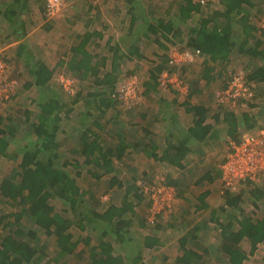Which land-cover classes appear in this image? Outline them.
Instances as JSON below:
<instances>
[{"label":"rangeland","instance_id":"374dc122","mask_svg":"<svg viewBox=\"0 0 264 264\" xmlns=\"http://www.w3.org/2000/svg\"><path fill=\"white\" fill-rule=\"evenodd\" d=\"M100 1L103 2L102 5H105L109 0ZM183 1L184 0L141 1L140 7L142 8V11L139 10L141 16L139 23L136 25V32H133L129 37L122 33V48H120L121 50L117 52L119 59H115L114 52L109 50L110 47H113L116 51L118 50L114 44L117 42V40H108L110 35L109 31H104L105 26L100 28L103 37L101 39H98V37L92 39V45L90 46L89 51L94 53V50L97 48L98 51L102 52L108 58L106 60L108 67L107 69L105 68V71H111L113 69L112 67H115L117 87L115 93L112 96L116 102H114L111 107L101 106V98H96L95 95L89 96L91 95L90 93L97 94L101 92L100 87L93 88L95 85H93L92 81H78L77 79L64 74L62 70H59L54 75L55 77L52 81L53 85H57V87L61 88V84H59L57 81L61 80V77H63L64 86L68 87L64 88L67 92L65 90L63 91L62 88L61 90L63 94L59 92V94L62 95L63 102L66 104V109L61 114L63 121L60 124V141H58L59 144L63 141L66 143L61 144L58 148V151L54 152L52 155H60V157L57 159L54 155V160L57 162V165L59 167H64L65 171L70 175V177L77 181V184L81 189V193L77 197L79 203L82 204V209L79 210V212H81V216L79 217L75 213L71 212L69 206L70 204L68 203L60 200H52L51 204L55 207L56 212L62 214L67 219L75 221L77 220L78 222L83 216L82 213H84L88 215L90 220H94V222H84L83 227H85V229H82V226H78L76 224L68 231V233L71 234L73 238L72 242H77L79 240V244H81L72 255L64 257L61 260L62 262L67 264H93L91 252L93 248L99 245V228L100 231H102L103 227H109L103 224L104 221L97 218L94 214L99 212L104 213L107 206L111 204L121 205L126 192V188L117 186H114L112 190H108L109 183H107V181L109 178L107 177L103 178L100 183L98 180H96V178L93 176V173L98 174L101 171L100 168L97 169L94 165L87 164L84 161V158L80 155L82 147V134L87 129H90L100 135L101 142H106L104 144L105 147L113 145V147L115 146L114 149H116L118 141H120L122 136L121 134L115 136L112 134L117 132L119 127L122 131V122L126 123L127 126L132 125L134 123L133 117L135 115L137 116L140 110L144 112L151 108L153 111H158L156 109L158 107L157 102L160 100L159 98H161L162 95H169L168 93L173 94L174 90L177 89L175 88L176 86L172 87L171 85L169 87H163L161 85L162 77L159 78L157 90H154L157 91V93H155L153 90H150L146 86L147 83L154 85L153 81H150L151 73H153V70L151 69L155 67V64H152L153 61L162 62L164 60L162 58L164 57V54L167 55L169 60L170 56L178 54L179 52H182L188 48L189 39L192 37L191 29L196 27L201 22L202 18H213L215 22H219L220 19H223L219 16V13H223V7L221 6L220 0H212L202 9V14H194L192 18L185 21L179 15L180 5L183 3ZM117 2H119V0ZM124 2L125 1L122 0V21L127 18L126 12L123 10ZM252 3L254 4L255 8L253 7L250 10L249 25L255 27L254 34H256L257 37L264 39V0H252ZM63 9L64 8H62V10ZM138 9L139 8L137 6L136 11H138ZM234 15L235 19L233 21V30H238L240 33L241 15ZM108 16L110 18L114 17L112 15ZM163 19H169V21H173L175 28L179 30L181 36L179 35L172 39L170 38L171 42L162 39V43H166V51L160 50V46L154 42L155 36H153L152 40L146 42L143 40L141 43L143 55L140 54V57L138 55H133L130 57L128 54L130 52L128 50L129 46H127L128 42L130 40H134L135 38L144 36L146 33H148V31H150L151 25L157 23L158 20ZM4 20H6V18ZM28 21L29 25H25V29L30 31V33L27 34H30L33 39L27 43L28 47L31 49L32 53H34V56L39 58V60L43 61L45 59L44 61L50 64V66H55L57 60L54 50L56 49L60 31L58 30L59 33L57 35L56 31L53 33L48 31V34L42 32L44 28L39 27L35 12L33 11L29 16ZM0 23L2 24V20H0ZM14 25L18 26V28L20 27L19 29H21L22 26H24L23 19L18 20ZM14 25L8 24L7 27H14ZM50 26L52 29L55 28L54 24ZM211 26H213V24H211ZM0 34L6 37L8 36L9 32L7 28L1 27ZM16 36L17 33H12V37L15 39L14 41L18 42L19 39H16ZM44 36H46L45 40ZM0 38V50H2V48H7L9 44L13 42L11 41L12 38L10 40H2L1 36ZM44 41L47 42V45ZM253 41L254 39H251L249 45L245 44L244 46H246V48L252 47ZM243 42H245V39L238 42V48L236 47V49L233 51L229 61L224 62L222 66L220 64L216 66L215 75H218L219 77L212 83L211 86H206L205 82L199 77L200 72L202 74V70L204 69V65H201L200 63L192 66L185 65L181 69L168 64L165 71H169L171 76L177 79H182L181 77L183 76L181 74H183L187 79L188 77L186 73H181V71L182 69L185 70V68H188L186 72L190 75L192 82L195 83L198 88H202L207 93L215 91L216 89L217 92L227 84L229 78H231V75L242 72L248 77L251 71H253V68H255L257 65H260L259 60L255 59L251 55L241 52ZM123 45L127 46V48L125 47L126 49H123ZM44 46H48L50 49L41 55L39 50L41 51V48H44ZM157 52L159 55H162L160 56L161 58L155 56V53ZM3 53L5 55L4 57H6L9 62H11L10 59L12 58V62L10 63L11 65L7 63L12 69L11 76L9 75L8 79L14 82L16 86L13 96L10 98L11 100L0 103V117L5 119V123L11 121V126L16 127L14 130L17 131L16 136L12 140L11 146L9 148V153L13 154L15 152L20 153V151L24 150L25 147H31L36 141L34 138L35 136H33L34 132L32 126L36 122L39 109L37 108L36 104H34V101L32 102V100H35L37 97H39V92H36L35 88L26 90L23 89L28 83L27 81L31 79L29 70L27 69L28 71H25V66L28 67L27 64L16 60L15 52L13 55H11V53H7L6 51ZM33 61L36 62L37 59H33ZM66 78H70L72 81ZM133 80H135L137 85L136 95L135 97H132L135 99L128 100L125 99L126 97L121 95L122 88L126 83H129ZM183 82H188L187 84H184L187 86L190 83L188 79L187 81L185 80ZM213 84L216 86L215 89L212 87ZM255 86L257 98L255 101L250 102V104L253 105L251 108L249 107L250 104H245L241 107H232L242 108L244 109V112H248V114L251 113L253 115L252 121L249 122V124H251L253 127L249 129L248 125L245 123L240 125L235 137L236 139L230 135H223L217 139L209 140L205 144H194V151L191 153L190 160L185 162V165L183 164V168H175L169 164H162V167L159 166L157 170L154 169L155 174L152 176H150V168H143L141 165L137 167L136 164H133L135 162H126L123 160L121 163L118 161L115 163V166L121 172L119 173V178L121 181L122 175L123 181H126L127 179H131L133 175L139 178L144 176L142 173L145 171L150 176L144 177V179H146L147 183L149 184L148 187L162 184L171 185L170 183L175 182V185L178 188L177 191H179V193L182 195L181 198L184 199L185 195L187 194L189 197L188 202H191L188 203L179 199L181 202L178 201L169 214L154 219L153 222H150L152 219L150 213H146L143 207L139 208L140 210L137 209L138 212H136L137 215L134 218L127 215L129 218H126V220H130L132 222H130L131 226L129 225L122 230V237H119L118 234H113L114 239H111L116 253L124 258V264H133V259L137 256V254L140 253L141 250H143V255H145L144 259H146V261L152 258L154 264H176L175 257L179 254H182V249L178 247L177 241L178 238L183 236V234L187 238V247L196 251V253L203 257L200 262L193 264H228L226 257L221 252L222 247L219 244L218 238L220 229L217 223L211 220V210L215 211L214 209L218 210L222 207L223 209L225 208V198L223 196V191L226 190L225 187L227 186H225V183H221L223 175H221L219 172L223 163V161H221L222 156L225 158L228 154L230 148L229 145L233 142H237L236 144H238V142H241L242 137H245L246 135L264 132V84L258 85L259 88L257 85ZM21 89H23L22 92L20 91ZM79 93H81V97L78 99L77 95ZM46 94H48V91ZM96 96L98 97L99 95ZM180 97L184 98L185 96L180 95ZM195 98L198 99L200 96L197 94ZM200 99L204 101L210 100L208 97H206V100L202 98ZM75 100L77 103H75ZM228 107H231V105ZM215 108L219 111L218 107ZM68 109H72V111L67 116L66 110ZM233 110L236 112L239 111L238 109ZM26 112L31 113L29 119L27 118ZM218 124L219 123H217V125ZM124 131H126V129ZM21 161L22 156H19V158L14 161L0 157V184L4 178L7 168L9 166L17 167ZM65 162H68L69 165H64ZM130 168L136 169V172L132 171ZM209 171L211 173L209 176L212 177L213 181H209V179L200 181V179L205 177V174H207ZM140 174L142 175L140 176ZM220 175L222 177H220ZM256 183H261L262 186H264V177L262 179H258ZM256 183H245L243 184V187L252 188L251 186H256ZM239 189H235L233 193H237ZM206 191L210 193L209 198L211 201H209V204L207 203L210 205V208L198 211L196 208L202 205L199 201V197ZM140 194L144 196L146 201L152 204L151 198L148 195H145L142 189ZM4 202L5 200L1 198L0 214L4 211H12V209H10L9 206ZM241 209L245 211V215H248L254 219L264 218V202L262 201L255 205L250 199L246 197L241 203ZM216 217L225 219L226 216L218 210ZM203 223H206V227L202 226ZM167 224H171L174 227L167 226ZM194 224H198L196 225L197 227H193L192 225ZM23 225L26 231H39L35 237L36 239L30 240L35 248L41 249L42 246H48L49 250L54 252L55 239L46 237L44 232L36 230V228L32 226L29 216H25L23 218ZM158 225L161 230L158 229ZM111 228L109 227V229H107L109 233L110 230H113V227ZM145 236H152L162 239L165 246L160 248L157 247L154 250L144 249L142 246L143 238ZM89 237L91 240L89 241L88 246V244H84V241H86ZM194 237H197L198 240L196 239L193 242ZM205 249L206 251H204ZM243 249L247 253L246 264H264V242L258 246V250L255 254H251L250 248L247 246H243ZM166 256L170 257L169 260L164 259Z\"/></svg>","mask_w":264,"mask_h":264},{"label":"trees","instance_id":"16d2710c","mask_svg":"<svg viewBox=\"0 0 264 264\" xmlns=\"http://www.w3.org/2000/svg\"><path fill=\"white\" fill-rule=\"evenodd\" d=\"M220 2L223 7V13H219V16L223 19L215 22L213 18H202L201 22L191 29L192 37L189 39L188 47L200 49L202 54L208 58L203 75L207 82L211 83V81L217 80L219 76L215 75V64H223L231 58L235 50L233 37L235 33L233 30L234 14L241 15L240 35L245 38V42L242 43L241 52L251 55L263 63L261 66L257 65L253 68V71L247 77L249 83L253 85L255 101L257 98L255 85L258 87V85L264 84V40L254 37L252 33L255 31V28L249 25L250 10L254 7V4L251 0H220ZM203 8L204 6L196 3L194 0H184L180 5L179 15L186 21L192 18L194 14H202ZM15 12L13 13L16 14ZM150 31L154 34L157 33L156 35L158 36H156V39L154 38V42L164 51L167 50V46L162 43V39L171 42L172 38L181 36L179 30L175 28L173 21H169V19L158 20L157 23L151 26ZM147 37L148 35L142 36L140 38L141 40H137L133 44L132 49L128 53L130 57L133 55L141 56L137 47ZM90 38L91 36L88 35V37L82 39L78 46L72 47L61 42L54 51L57 60L55 66H50L40 60L36 62V68L34 67L32 70V76L35 78L34 82L27 83L23 88L24 90L35 88L36 92H39V97L32 100L39 109L36 122L32 126L33 136H35L34 138L36 140L34 145H32L33 147H25L20 153L15 152L10 154L9 148L12 140L16 136L17 131H14L16 127L11 126V121L5 123V119L0 117V157L14 161L19 156H22V161L17 167L9 166L7 168L0 184V199L5 200L4 203L12 209L11 212L4 211L0 214V264H60L62 262L61 260L64 257L72 255L79 245V241L72 242V236L68 233L71 227L77 224L84 229V222H94V220H90L88 215L84 213H82L83 216L78 222L77 220L67 219L62 214L56 212L55 207L51 204L52 200L63 201L70 204L71 212L79 217L81 216L79 210L82 209V204L77 199L81 193V189L77 181L70 177L64 167L57 165L54 159L55 156L57 159L60 155H52L58 151L61 144L66 143L63 141L59 144L60 124L63 121L61 114L66 109V104L63 102L62 95L59 92L63 94L62 90L64 91L65 89L60 80L57 82L61 84L62 90L57 85H53L54 75L59 70H62L66 75L70 74L78 81H92L93 85H95L93 88L100 87L101 92L97 94L90 93L91 95L89 96L95 95L96 98H101V106L104 107H111L116 102L112 96L117 87L115 67H112L113 69L111 71H105L104 68H106V60L108 58L98 51L97 48H94V53L87 49L91 40ZM251 39H254L252 47L246 48L244 45H249ZM120 50V48L117 51L114 48L111 49L114 52L115 59H119L117 52ZM68 53H70L69 57L65 60ZM162 58L164 59L163 62L156 66L150 76V81H153L154 85L146 84L150 90L158 87L159 78L167 69V55L164 54ZM181 73H184V69H182ZM181 75L183 76V74ZM181 78L182 81L186 80L183 77ZM54 87L58 90V94ZM23 89L20 91L22 92ZM47 91L48 94H46ZM96 95L99 96L97 97ZM187 95L188 93L183 94V96ZM190 96L191 94L188 95V97ZM80 97L81 93L77 95L78 99ZM75 103H77L76 100ZM249 107L251 108L252 105L250 104ZM220 108L221 110L218 113L212 114L203 105L188 104L187 112L194 116V121L193 126L188 131L187 140L191 139L195 141L194 144H202L209 137L213 136L214 124L222 122L220 121L222 119L228 127V134L234 139H236L235 137L239 126L243 123L248 125L249 129L253 127L249 124L252 118H250L247 112L238 116L233 113L234 111L231 110L232 107L220 106ZM71 111L72 109L66 110L67 116ZM26 114L29 119L31 113L26 112ZM208 118L214 120L213 125L207 122ZM81 139L82 147L80 155L87 164H92L102 171L98 174L93 173L96 180L100 183L103 178H109V180L107 179V183H109L108 190H112L114 186L126 188L121 207L112 205L103 214L95 213L94 215L104 221L103 224L110 228L113 227L114 230L121 224L122 226H127L130 223L124 217H126V214L130 215V217L137 215L134 210L135 204L142 202V197L144 196L138 191L132 193L134 185H125L123 175L122 181L119 178V173L121 172L115 166V163L117 161L121 163L126 156L128 145H126L125 139H120V143L116 149H104L101 145L100 135L90 129H87L82 134ZM193 149L191 146L190 151L192 152ZM175 150L176 153L173 155L171 151H166L161 160H167L171 164L182 167V160L189 152V148L186 147L185 143H180ZM64 165H69V163L65 162ZM209 175H211L210 171L200 181L206 179L213 181ZM132 177L135 178L134 175ZM220 177L222 176L220 175ZM144 181L142 180L139 186ZM256 182H238L236 183V187L234 186L223 191L225 208L223 209L222 207L218 210L225 214V219L216 217L217 209L213 211L212 220L217 223L220 229L218 238L219 244L222 247L221 252L226 257L228 264H246L247 253L244 251L243 246L249 247L250 253L255 254L258 246L264 242V218L254 219L245 215V211L241 209V203L246 197L255 205L258 202H264V186ZM245 183H256L257 185L251 186L252 188H245L243 187ZM235 189H239V191L233 193ZM209 196L210 193L208 191L200 195L199 201L202 204L199 207L200 210L209 208L207 204ZM25 216L30 217V222L36 230H40L47 237H53L55 239L56 245L54 252L49 250L48 246H42L39 249L32 245L30 240L35 239L39 231H26L23 225V218ZM117 220L118 222L115 223ZM115 232L119 237H122L118 230ZM102 239L103 237L99 245L92 249L91 258L93 264H124V258L116 253L112 243ZM157 241L152 236H146V247L154 248L158 245ZM186 241L187 238L184 237L182 239L184 253L181 257L176 258V264L200 262L203 259L201 255L192 249H185ZM88 243L89 240L86 244ZM141 259L142 257L139 254L138 257L133 259V264H145ZM62 264L67 263L63 262Z\"/></svg>","mask_w":264,"mask_h":264},{"label":"crops","instance_id":"0c3cea01","mask_svg":"<svg viewBox=\"0 0 264 264\" xmlns=\"http://www.w3.org/2000/svg\"><path fill=\"white\" fill-rule=\"evenodd\" d=\"M117 1L118 0H109V1H107V3L105 5H102L103 2L97 1V0H62V4H63L64 9L60 13L54 15L53 17H48V15H47L48 0H0V6H1V8H0V20H2V24L0 23V28L1 27L7 28L8 32H9L8 36H6V37L3 36L2 34H0V36L2 37V40H4V39L10 40L12 38L11 41H13L12 43L9 44V46L7 48H2V50H0V57L2 59L4 58L3 60L6 61V63H8L9 65H11L10 63L12 62V58L10 59L11 62H9L6 59V57H4L5 55L3 52L6 51L7 53H11V55H13L15 52V59L26 63L28 66V67L25 66V71L27 72L29 70L31 79H29V81H27V82L28 83L34 82L35 78H33V76H32V70L35 67L36 62L39 60V58L37 56H34V53H32L31 49L27 45V43L33 39H32V36L30 34H27V33H30V31L28 29H25V25H29L28 19H29V16L32 14V11L35 12L36 20L39 23V27L44 28L42 32H44L45 34H48V31H50L52 33L56 31V35H57L60 31V35L58 38L56 49L61 42H64L69 47L78 46L81 43L83 38L85 39L86 37H88V35H90L91 40H90L89 46L87 47V49L90 50V46L92 45V39H95L97 37H98V39H101L103 37L102 31L100 30V28L102 26H105L104 31L105 30H107V32L109 31L110 36H109L108 40L109 41L110 40L111 41L117 40L116 43H114V42L113 43L116 45L117 48H122V33L125 34L127 37H129V36H131V34L133 32H136V25L139 23L140 16H141L139 13V10L142 11V8L140 6H141V1H143V0H124L125 2L123 5L124 6L123 10H125L127 18L124 19L123 21H122V0H119V2H117ZM251 2H252V0H251ZM137 6L139 8L138 11H136ZM11 10H12V12H11ZM13 12H15L16 14H14ZM7 15H9V16H7ZM108 15H110V16L112 15L114 17L110 18ZM5 18L7 21L4 20ZM21 19H23V25H24L21 28L22 30L19 29L20 27L18 28V26L14 25L18 20H21ZM8 24H12V25H14V27L13 26L7 27ZM52 24L55 25V28H53V29L50 26ZM108 25H109V27H108ZM151 26H153V25H151ZM114 31H116V32H114ZM25 32H26V34H25ZM234 32H235L233 35L234 43H235L234 49H236V47L238 48V42H240V40H244L245 38L240 35L238 30H235ZM12 33H17L16 39H19L18 42L14 41L15 39H13ZM156 34L157 33L154 34L151 31H148V33H146L144 35V36L148 35V37L143 39V40L145 42L152 40L153 36H155V39H156L157 38L156 36H158ZM10 35H11V37H10ZM252 35H254V37H256L257 39H260L259 37L256 36V34H254V32L252 33ZM140 38H135L134 40H130L128 42L127 46H129L128 47L129 51L132 49L133 44L138 39L141 40ZM45 39H46V36H44V40ZM261 39L264 40L263 38H261ZM44 42L47 45V42L46 41H44ZM164 44L166 45V43H164ZM124 45H123V49H126L127 46H124ZM137 46H138V44H137ZM8 48H9V50H8ZM137 48L139 49L140 54L143 55V53H142L143 49L141 47V44H139V47H137ZM49 49H50V47L44 46V48H41V51L39 50V53H41V55H42L43 53H46L47 50H49ZM111 49H113V47H110L109 50H111ZM160 50H162V49H160ZM237 50H239V49H237ZM2 53H3V55H2ZM69 54L70 53H68V56L65 57V60H67V58L69 57ZM155 56L161 58L160 56H162V55H159V53L157 52V53H155ZM33 59H37V61L34 62ZM40 61H42V60H40ZM44 62L46 63V61H44ZM162 62L153 61L152 64H155V67L151 70H154L156 68V66ZM207 62H208V58L205 55H203L202 57H200L195 62V64L197 65V63L198 64L200 63L201 65H204V67H205V64ZM46 64H48V63H46ZM195 64H190V66L195 65ZM219 64L220 63L215 64V68ZM259 64L261 66L263 63H261V61H259ZM48 65H50V64H48ZM220 65L222 66V64H220ZM107 67H108V64L106 62V68ZM187 69L188 68H185L184 72L186 73V75L188 77L187 79L190 82L188 84V95L191 94V96H193L192 98H191V96L188 97V95L185 96L184 98H181L180 95H183V94H181V91L179 89H175L173 94L168 93L169 95H167V96L162 95V97L159 98L160 100H159V102H157L158 107L156 109L158 111H153L151 108L147 109L144 112L142 110H140L139 114L137 116L135 115L133 117L134 123L132 125L127 126L126 123L122 122V131L119 127L117 132L112 134L113 136L121 134L122 138L125 139V141H126L125 142L126 145H128V149L126 151V156L124 157L123 160H125L126 162L127 161L135 162L133 164H136L137 167H139V165H141V166H143V168H150V171H151L150 176L155 174L154 169L157 170V168L159 166L162 167L164 164H169L175 168H183V164L185 165V162H188L190 160L191 153L194 151V149H193V151L191 152L190 147L192 146V148H194L193 144L195 143V141H192L191 139L187 140L188 131L193 126V121H194V116L187 112V105L188 104L203 105V106L207 107L210 110V112H212V114L218 113L221 110V108H220L221 105L219 106L217 104L218 102L216 99V95L220 89L217 92H216V90H217L216 89L215 91L207 93L202 88H198L197 85L192 82L190 75L186 72ZM204 70L205 69L202 70L203 74H201V72H200L199 77H200V79H202L205 82L206 86H211L215 80L211 81V83H208L206 81V79L203 77ZM11 73H12V69H11V66H9L8 76L9 75L11 76ZM67 75L69 77H72V75H70V74H67ZM183 77L186 79V77L184 75H183ZM187 79H186V81H187ZM212 87H214L213 89L216 88V86H214V84ZM156 90H157V88H156ZM154 92L157 93V91H154ZM197 94L202 99L206 100V97H208L210 100L204 101V100H201L200 98L197 99V98H195V96ZM180 98L183 100H181ZM215 107H218L219 111ZM233 109H238L239 111L236 112ZM215 110H217V111L214 112ZM231 110L234 111L233 113L238 115V116H241V115L246 113V112H244V109H242V108H232ZM249 116H250V118H252L253 115L251 113H249ZM220 121H222V122H220L218 125L214 124L213 136L209 137L202 144L207 143L209 140L217 139L220 136L229 135L227 125L224 124L223 119ZM207 122L209 124L213 125L212 123H214V120H210V118H208ZM220 125H222V126H220ZM125 129H126V131H124ZM222 140H223V138H222ZM105 143L106 142H101V145L103 146L104 149H114L115 148V146L113 147V145L105 147L104 146ZM119 143H120V141H118V144ZM180 143H185L186 147L189 148V150H188L189 152L186 154V156L182 160V167H180L178 165L171 164V162H168L167 160H164V161L161 160V158L164 157V153L166 151L168 152V150L171 151L172 155L175 154L176 153L175 148H177V146H179ZM224 159H225L224 156H222L221 161H224ZM130 169L132 171L136 172V169H132V168H130ZM220 173L222 175L221 169H220ZM142 174L144 176H142L140 178L139 177H135V178L132 177L129 180L127 179L126 181H123L125 183V185H128V184L134 185V188L132 189V193H136L137 191L140 192L141 186L139 188V183H141L142 180H146V179H144V177L149 176V174L145 171ZM142 174H140V176ZM222 181H223V179H221V183H222ZM170 184L172 186L176 187L175 182L170 183ZM177 190H178V188H177ZM181 196L182 195L178 191V201L181 202V200H182L184 202H188L189 197L187 194L185 195L184 199L181 198ZM131 197H133V196H131ZM142 198H143L142 202H140V203L138 202V204H135L134 210L136 212H138V210H140L139 208L143 207V209H145V212L148 213L150 208H151V203L146 201V199L144 197H142ZM179 199H181V200H179ZM207 200H208L207 203L209 204L210 203L209 201H211V199L208 197ZM188 203H191V202H188ZM112 205L117 206V207H121L122 203H121V205L111 204V205L107 206L105 211ZM209 208H210V205H209ZM196 209H198V211H200L199 207H197ZM205 209L206 208H204L203 210H205ZM211 211H212L211 215L213 216V210H211ZM98 214H103V213L99 212ZM127 215L128 214H126V217H124V219L130 217V215H129V217H127ZM211 220H212V218H211ZM117 222H118V220L115 223H117ZM127 222L130 223L131 221H127ZM205 224L203 223L202 226L206 227ZM129 225L130 224H128L127 226H129ZM196 225H198V224H194L192 226L197 227ZM127 226H122V224H121L115 230L113 229L114 231L110 230V233L107 230V229H109V227H103L102 231H100V228H99V236H100L99 240H98L99 243H100L101 238L103 237L102 240H105L107 242H111L113 244L111 239H114L113 234H116L115 231L118 230L121 233L122 230ZM167 226L171 227L173 225L167 224ZM71 228H73V227H71ZM84 229H85V227H84ZM158 229L161 230L159 225H158ZM45 236L47 237L46 234H45ZM184 237H186V236L183 234L182 237L178 238V241H177L178 247L182 249V254H179L178 256H176L175 259L181 257L184 253V251H183L184 248L182 245V239ZM51 238H53V237H51ZM152 238L154 240H158L157 241L158 245L155 246L154 248H147L146 247V236H145L143 238L142 248L147 249V250H154L157 247L160 248V247L165 246V244H163L164 242L162 241V239H159L156 237H152ZM196 239H197V237H194L193 242ZM88 240L89 241L91 240L90 237L86 241H84V244ZM72 241H73V238H72ZM80 244L78 245V247H80ZM55 245H56V242H55ZM88 246H89V243H88ZM185 249H189L187 247V241H186ZM139 254L142 257L141 261L143 263L154 264L152 261V258H150L148 261H146V259H144L145 255H143V250H141ZM139 254H137L136 257H138ZM169 258L170 257H168V256L164 257L165 260H169ZM61 263H63V262H61Z\"/></svg>","mask_w":264,"mask_h":264},{"label":"built area","instance_id":"2783aa9c","mask_svg":"<svg viewBox=\"0 0 264 264\" xmlns=\"http://www.w3.org/2000/svg\"><path fill=\"white\" fill-rule=\"evenodd\" d=\"M100 1V0H97ZM202 6H207L212 0H194ZM63 8L62 0H48L47 15L53 17L61 12ZM200 49L188 47L184 51L169 57L168 64L170 66L183 68L185 65L195 64L202 57ZM177 68V69H178ZM9 65L0 58V103L10 101L16 86L15 83L8 79ZM161 85L163 87H175L181 91V94L188 93V86L181 81L180 78L171 76L169 71L162 74ZM64 78L61 77L60 82L64 86ZM72 81L70 78H66ZM68 86H64V88ZM135 80L126 83L122 88L121 95L125 99H135L136 95ZM255 92L253 85L249 83L247 76L242 73L231 75L227 84L217 93L216 99L221 106L241 107L249 102H253ZM264 132L257 134H249L236 144L231 143L228 154L226 155L221 171L223 175V183L225 189L234 187L238 182L256 181L264 176ZM145 180L141 188L145 195L151 200L150 222L154 219L169 214L178 203V191L172 185L162 184L148 187Z\"/></svg>","mask_w":264,"mask_h":264}]
</instances>
